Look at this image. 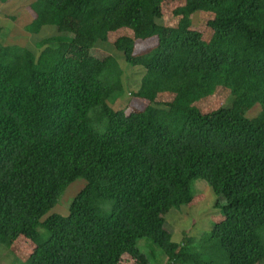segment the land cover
I'll list each match as a JSON object with an SVG mask.
<instances>
[{"label":"trees","instance_id":"16d2710c","mask_svg":"<svg viewBox=\"0 0 264 264\" xmlns=\"http://www.w3.org/2000/svg\"><path fill=\"white\" fill-rule=\"evenodd\" d=\"M170 1L33 0L24 29L37 53L4 45L0 26V241L30 240L37 264H119L124 255L149 264L141 238L159 248L158 264L264 259V0H179L175 26L159 22ZM199 12L207 38L192 27ZM120 28L132 35L114 48L144 69L130 94L145 106L129 111L113 108L123 73L113 56L66 54ZM135 40L154 44L135 52ZM218 91L231 102L197 105ZM77 178L85 184L68 213H49ZM196 179L218 197L221 218L176 242L158 224L161 209L190 205Z\"/></svg>","mask_w":264,"mask_h":264},{"label":"rangeland","instance_id":"374dc122","mask_svg":"<svg viewBox=\"0 0 264 264\" xmlns=\"http://www.w3.org/2000/svg\"><path fill=\"white\" fill-rule=\"evenodd\" d=\"M33 0H0V26L2 27L4 45H17L31 49L37 46L33 41L32 35L27 33L24 26L29 23L34 17L33 10L30 8V3ZM182 1L175 0L166 2L163 5V16L159 22L164 25L175 26L180 16L173 14L174 9L181 5ZM208 16L199 12L194 15L192 20V27L199 30L203 37L207 38L208 31L206 27V20ZM65 26L74 29L75 24L69 20H65ZM44 32H47L44 30ZM63 34V32L61 33ZM58 34V37L61 35ZM132 33L126 28H120L115 32L109 34V41L97 44L93 48H86L75 43H71L66 52L69 59L73 62L95 61L101 62L109 55L113 56L121 66L122 73V86L118 91V97L113 102V108L124 109L129 111L131 109H140L145 106V101L135 98L130 94L137 90L140 84V79L144 74V69L140 66H131L123 60L122 53L117 51L113 42L120 36H131ZM152 40H135V52H141L150 47ZM33 52L37 50L32 48ZM31 49V50H32ZM171 96L166 94L160 99L161 103L159 108H163L164 103L168 102ZM232 97L229 93L218 91L209 96L201 98L197 105L203 111H210L219 106L227 105L231 102ZM112 102V101H110ZM258 112V106H254L245 110L247 116H254ZM85 180L77 178L63 192L62 196L57 201V204L50 210L49 213L58 212L62 215L68 213L69 202L72 197L84 186ZM194 200L190 205L182 206L175 209L173 206L164 205L161 209V219L158 224L166 227L172 234V240L179 242L183 233H189L195 238H198L204 231L209 230L213 222L220 220L221 216L218 208L215 206L218 199L208 186L202 180L196 179L193 184ZM136 246L139 250L148 255L149 264H158L152 258V253L157 255L160 262L163 256L159 248L154 245L150 240L141 238L137 240ZM35 245L23 236H19L12 242L0 241V264H29L30 257L33 256V261L37 264L41 262V258L37 257ZM164 260V259H163ZM119 264H138L135 259L129 255H124ZM162 264V262L160 263ZM257 264H264V259Z\"/></svg>","mask_w":264,"mask_h":264}]
</instances>
